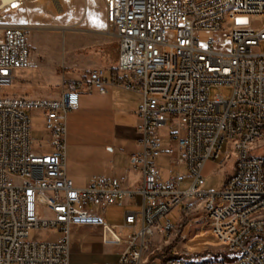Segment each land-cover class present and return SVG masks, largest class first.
<instances>
[{
    "label": "built area",
    "instance_id": "built-area-1",
    "mask_svg": "<svg viewBox=\"0 0 264 264\" xmlns=\"http://www.w3.org/2000/svg\"><path fill=\"white\" fill-rule=\"evenodd\" d=\"M102 2V34L118 45L111 84L141 96V151L130 161L142 183L125 189L116 178L94 177L75 187L66 173L68 115L79 107L81 87L107 93L105 68H92L43 96L0 95V264H69L70 236L81 227L107 228L123 245L118 261L107 264H195L186 243V252L171 259H149L151 237L159 233L168 240L174 226L167 216L178 206L192 213V201L229 258L211 264H264V155L251 148L254 134H264V0ZM6 7L0 0V91L13 86L16 70L38 67L26 28L2 20ZM200 32L210 33L204 45ZM212 88L228 89L229 96H211ZM32 115L42 118L46 134L40 153L31 148ZM162 129H168L166 154L175 167L167 179L156 165ZM228 139H235L233 169L220 190L205 191L202 169L208 160L224 163ZM188 178V188L180 190ZM136 196L139 211L125 212L120 225L108 224L100 213ZM136 224L138 230L121 235ZM40 230L57 237L29 239Z\"/></svg>",
    "mask_w": 264,
    "mask_h": 264
},
{
    "label": "rangeland",
    "instance_id": "rangeland-1",
    "mask_svg": "<svg viewBox=\"0 0 264 264\" xmlns=\"http://www.w3.org/2000/svg\"><path fill=\"white\" fill-rule=\"evenodd\" d=\"M85 7H87L89 15L93 21H102L105 13L102 10V2L100 0H85ZM83 6L77 4L76 0H25L22 5L13 3L10 6L4 8L2 11V20L10 24L20 25L26 28L29 47L31 50V56L36 59L38 67L36 69H29L17 76V87L29 89L36 94L35 96H43L45 93H49V89L53 87H60L62 83V75L67 76L70 74L71 65L74 60L73 47L76 45L73 41H77L81 36L83 28V18L85 11ZM89 18V16L87 17ZM240 23V24H247ZM250 24H254L253 20H250ZM258 25L255 24V27ZM105 23L99 26L100 32L104 30ZM210 36L209 32L199 33V42L201 45L205 44V40ZM110 40H113L109 37ZM76 50V49H75ZM76 55L78 53L75 52ZM58 86H55L57 85ZM15 87L0 91V95L11 98L13 96ZM211 96L215 94H222L225 98L229 96V90L224 88H212L210 92ZM170 120H167V126H169ZM67 138H66V153L68 161L74 164L76 158L81 160L84 158V153L89 150L90 139L87 136V132L79 126L76 115H68L67 119ZM167 130H161V134L167 135ZM46 134L43 130V122L36 115L31 117V130H30V142L31 148L34 153H40L46 150L44 145ZM224 151L227 154V158L224 163L220 165V159L208 160L203 169L202 177L205 180V191H218L220 190L228 175L233 169V161L235 158L232 145L225 143L223 146ZM252 149L256 154L264 155V138L252 145ZM71 164V163H70ZM180 173L186 175V169L184 166L180 167ZM169 174L164 173V177L168 178ZM190 184V179H186L180 185V190H186ZM197 208L189 214H186L181 210V206L174 209L168 216L167 220L170 221L174 230L172 231L170 238L163 241V237L159 233H155L150 239V248L153 252L162 253L164 248L168 245L175 244L172 253L177 255L179 253L186 252L184 247L185 243L189 250L186 254L195 260V262L211 261L216 257H223L229 261L226 254L221 251V248L216 245L215 240L206 231L202 221V210L196 201H192ZM100 211V210H98ZM101 214L105 215L111 220V223L119 224L121 221V212L119 208L109 207ZM259 215H264L262 211ZM188 220L187 224L183 227L181 223ZM179 233V228H182ZM128 231L123 229L122 236L126 235ZM52 232L40 230L38 232H30L29 239L36 242L46 240L50 237ZM92 237H87L89 242H97L100 240L97 236L92 234ZM82 234L71 235L70 244L75 243L77 240L85 238ZM166 245V246H164ZM117 243H107L92 249L97 250L98 253L90 254L82 257L81 261L77 264H103L106 261L111 260L112 253L119 249ZM164 255V254H163ZM158 259V258H156ZM73 258H71V264H74Z\"/></svg>",
    "mask_w": 264,
    "mask_h": 264
},
{
    "label": "crops",
    "instance_id": "crops-1",
    "mask_svg": "<svg viewBox=\"0 0 264 264\" xmlns=\"http://www.w3.org/2000/svg\"><path fill=\"white\" fill-rule=\"evenodd\" d=\"M84 1L76 0L77 4L84 5L85 16L82 20V32H79L81 36L77 41H73L75 45L77 44L73 47L75 62L70 66L72 70L70 74L67 76L62 75L60 83L66 80L79 79L92 68L103 67L106 69L107 93L102 95L94 88L90 92L86 91L84 87L80 88L79 107L71 112V115H76L79 126L87 132V136L90 139V147L84 153V158L82 160L76 158L73 165L71 161H68L66 153V173L75 187H83L92 178L102 177L116 178L125 189H136L142 183V173L139 169L133 168L130 155L141 151V147L138 145L140 138L138 131L139 121L136 116V112L141 105V96L138 93L130 92L111 84L116 77L114 69L118 60V45L114 39L110 40L109 37L98 31L99 26L105 23V16L102 21H93L87 7H85ZM100 1L102 2V0ZM102 10L105 13L104 6ZM88 16L89 18H87ZM32 58L34 60L33 56ZM29 69L36 68L20 69L14 72L13 87L15 89L12 97H36V94L29 89L21 88V86L17 87L16 84L17 76ZM55 86H58V84ZM39 119L42 120V118ZM160 135L163 138V153L157 159L156 165L160 176L163 179H167L164 177V173L169 174V170L175 167L172 163L173 157L166 154V149L170 146L168 130L167 135H162L161 133ZM140 203L141 198L136 196L126 201L123 206L116 207L121 212V221L117 225L122 224L125 212L137 213L140 209ZM104 217L108 224H115L111 223V220L105 215ZM138 228L139 225L136 224L134 228L127 227L125 229L130 233L138 230ZM103 233L104 230L98 227L74 229L71 235L82 234L84 237H92V234H94L100 240L93 243L89 242L87 237H85L82 240L71 243L69 264H71V258H73L74 264H77V262L82 260V257L98 253L92 247H97L99 244L101 246L102 243L107 244L104 242ZM56 237L57 234L55 233L50 235L51 239ZM117 244L120 248L112 253L110 261H106L103 264L116 263L118 261L123 245Z\"/></svg>",
    "mask_w": 264,
    "mask_h": 264
},
{
    "label": "bare ground",
    "instance_id": "bare-ground-1",
    "mask_svg": "<svg viewBox=\"0 0 264 264\" xmlns=\"http://www.w3.org/2000/svg\"><path fill=\"white\" fill-rule=\"evenodd\" d=\"M15 1L17 0H2V5L3 6H10L11 4H13ZM27 1H34V0H27ZM262 138H264V134H254V140L251 141V148L252 145L255 144L256 142H258L259 140H261ZM227 143L232 145V149H235V139H228ZM261 192H264V180H262V184H261ZM195 264H211V261H204V262H195Z\"/></svg>",
    "mask_w": 264,
    "mask_h": 264
},
{
    "label": "trees",
    "instance_id": "trees-1",
    "mask_svg": "<svg viewBox=\"0 0 264 264\" xmlns=\"http://www.w3.org/2000/svg\"><path fill=\"white\" fill-rule=\"evenodd\" d=\"M260 155V154H259ZM188 220H185L181 223V226H185L187 224ZM182 228H179V233L181 232V230L183 229ZM175 244H171V245H168L164 248V250L162 251V253H159V252H154L151 256H150V260L151 259H161V260H167V259H171L173 257H175L176 255H174L172 253V250L174 248ZM164 254V255H163Z\"/></svg>",
    "mask_w": 264,
    "mask_h": 264
},
{
    "label": "water",
    "instance_id": "water-1",
    "mask_svg": "<svg viewBox=\"0 0 264 264\" xmlns=\"http://www.w3.org/2000/svg\"><path fill=\"white\" fill-rule=\"evenodd\" d=\"M246 19H238L237 23H246ZM104 242L105 243H118V239L113 235V233L109 229H104Z\"/></svg>",
    "mask_w": 264,
    "mask_h": 264
}]
</instances>
